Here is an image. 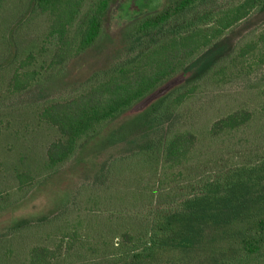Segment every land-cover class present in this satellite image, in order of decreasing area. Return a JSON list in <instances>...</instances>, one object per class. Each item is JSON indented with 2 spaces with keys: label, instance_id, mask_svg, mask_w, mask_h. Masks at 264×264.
<instances>
[{
  "label": "trees",
  "instance_id": "1",
  "mask_svg": "<svg viewBox=\"0 0 264 264\" xmlns=\"http://www.w3.org/2000/svg\"><path fill=\"white\" fill-rule=\"evenodd\" d=\"M29 1L24 9L22 3L9 7L20 8L13 18L22 19L25 10L22 24L41 20L44 40L53 50L48 68L60 69L97 42L112 0ZM9 2L0 0V13ZM178 21L183 23L165 32ZM248 21L262 27L237 42L230 40L229 33ZM131 38L124 58L108 65L80 93L42 106L38 119L56 136L45 148L43 172L61 168L85 139L171 77L193 70L179 88L137 118L143 127H154V135L137 140L129 156L111 160L103 169L106 179L121 175L137 183L147 176L158 186L156 192L138 186L112 192L109 186L104 195L110 202L111 196L126 204L148 198V206L157 200L161 207L146 217L130 216L101 207L103 194L97 193L80 209L75 205L60 225L57 218L36 224L18 220L0 235V264H196L199 253L204 264H264V158L225 168L190 192L172 188L191 171L186 166L201 138L223 139L254 118V112L239 108L205 126L202 136L173 122L204 87L224 82L226 74L248 76L264 66V0H174L137 21ZM16 59L14 53L6 87L10 96L35 82V72L25 70L32 55ZM34 179L16 174L17 192L32 188ZM3 196L0 212L10 206L9 196ZM42 227L59 231L39 235Z\"/></svg>",
  "mask_w": 264,
  "mask_h": 264
},
{
  "label": "rangeland",
  "instance_id": "2",
  "mask_svg": "<svg viewBox=\"0 0 264 264\" xmlns=\"http://www.w3.org/2000/svg\"><path fill=\"white\" fill-rule=\"evenodd\" d=\"M173 1L112 0L97 42L85 52L73 56L60 69L48 68L53 50L44 40L41 20L22 24L27 14L25 10L22 19L18 20V16L13 18L20 8L14 11L10 8L22 3L24 9L27 2L30 4L29 0H10L8 7L0 13V194L9 196L10 201V206L0 212V235L21 219L36 224L44 219L57 218V225L65 223L67 213L75 205L80 209L89 204L88 200L97 193L103 194L101 207L129 212L130 216L134 213L146 217L150 210L161 207L157 200L148 206V198L126 204L113 202L111 196L114 204H109L110 198L105 197L108 194L104 195L109 186L112 192L137 186L153 187V192H156L158 186L153 185L147 176L137 183L121 175L106 179L103 169L111 160L129 156L137 140L149 133L154 135V127H143L137 118L152 103L179 88L193 70L171 77L97 134L85 139L77 155L53 173L43 172L44 151L56 136L38 119V114L45 104L80 93L108 65L124 58L135 23ZM252 21L236 26L229 33V39L237 42L262 27L260 20ZM182 23H174L165 32ZM14 53L17 61L32 55L25 70L35 72V82L26 91L10 96L6 87L9 72L15 67V64L11 66ZM239 108L254 112L250 124L223 139L201 138L196 156L186 166L191 171H185L186 175L173 184L174 190H196L207 177L214 178L225 168L254 165L264 158V66L256 67L248 76L234 78L226 74L224 82L204 87L180 108L173 122L181 128L195 129L202 136L205 126ZM22 173H29L36 182L32 188L17 192L15 175ZM163 181L167 183L170 178ZM69 203L71 205L67 208ZM86 212L81 211V214ZM58 231L53 227L37 229L39 235ZM198 255L195 263L198 260L199 264H204V256Z\"/></svg>",
  "mask_w": 264,
  "mask_h": 264
}]
</instances>
